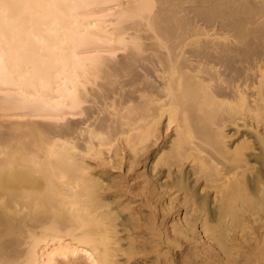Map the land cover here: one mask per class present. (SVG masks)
Here are the masks:
<instances>
[{
    "label": "bare ground",
    "instance_id": "6f19581e",
    "mask_svg": "<svg viewBox=\"0 0 264 264\" xmlns=\"http://www.w3.org/2000/svg\"><path fill=\"white\" fill-rule=\"evenodd\" d=\"M75 2L84 17L80 34L74 44L44 53L49 61L45 75L21 79L11 68L0 72V264H68V253H74L69 256L72 264H123V249L129 242L135 241L141 249L146 246L145 223L149 215L155 223L158 206L160 221L165 223L163 199L157 197L147 207L130 196L112 171L114 161L102 162L96 137L108 131L109 123L115 132L117 125L107 114L113 103L123 109L134 97L141 119L166 123L161 103L148 97L165 102V89L179 92L181 88L195 96L199 84L194 73L201 69L190 59L198 55L192 43L212 49L213 54L219 50L250 89L259 84L264 0ZM161 41L168 47L162 48ZM172 65L175 79L165 80L158 74ZM205 75H210L207 69ZM229 98L226 91L213 92L201 98L196 109L207 131L186 146L194 158L188 164V178L193 181L197 154L213 152V125L226 140L235 135L244 144L248 137L251 145L249 133L227 112L214 107ZM251 124L249 120V128ZM128 155L121 151V165L128 163ZM150 166L146 160L138 170L143 173ZM247 175L251 177L252 169ZM227 179L224 174L223 180ZM215 199L212 193L213 205ZM109 201L111 212L119 213L112 229L100 222L107 215L101 204ZM232 207V216L226 217L231 228L228 256L214 248L207 236L201 238V250L215 253L212 258H223L225 264H246L260 257L264 216L243 198L235 199ZM182 220V211L176 209L166 222L170 228ZM199 228L197 235L203 224ZM135 259L153 257L141 252Z\"/></svg>",
    "mask_w": 264,
    "mask_h": 264
},
{
    "label": "snow or ice",
    "instance_id": "6c2138e0",
    "mask_svg": "<svg viewBox=\"0 0 264 264\" xmlns=\"http://www.w3.org/2000/svg\"><path fill=\"white\" fill-rule=\"evenodd\" d=\"M161 47H168V44L161 41ZM192 47L198 55L190 59L201 69L194 73L199 84L195 96L184 93L181 88L179 92L165 89V102L148 97L161 103L167 113L166 123L158 119H141L134 97L123 109L113 103L108 106L107 114L116 123V130L113 132L112 124L109 123L108 131L96 137L102 162L110 159L114 161L112 171L130 196L134 195L147 207H151L157 197L164 202L165 223L160 221L158 206L155 223L151 215L145 223L146 246L141 249L135 241L129 242L123 249V264H225L223 258H212L215 253L201 250L202 236L213 239L214 248L226 257L230 252L228 241L231 239V228L226 217L230 218L233 214V201L238 198L248 200L264 216V61L260 62L259 84L252 90L244 84L229 59L221 56L219 50L213 54L212 49L205 50L195 42ZM174 67L172 65L165 73L158 74L165 80L169 77L175 79ZM206 69L210 75H205ZM238 79L241 81L239 85L236 83ZM225 91L230 98L221 99L214 107L227 112L238 122V127H243L249 133L251 145L246 142L248 137L244 144L237 141L235 135L226 140L213 125V152L211 156L206 152L197 154L196 167L193 169L196 177L193 181L188 178V164L194 158L188 154L186 146L194 144L197 137L203 138L207 131L204 121L196 115V109L201 104V98L206 99L213 92L221 95ZM140 98L146 99L143 93ZM249 120L252 121L251 128ZM122 150L130 153L125 158L128 163L124 165L120 164ZM146 160L151 166L141 173L138 169ZM222 168H226L227 172L222 173ZM249 169H252L251 177L247 175ZM224 174L228 175L227 181L223 180ZM212 193L216 197L214 205L210 200ZM101 209L107 213L100 218L102 226L112 229L119 213L111 212L110 201L102 202ZM176 209L182 211L183 220L169 228L167 218ZM194 223L198 225L196 229L192 228ZM199 224H203L201 235H197L200 232ZM141 252L153 259L136 260L135 257ZM71 255L74 253L65 256L68 264H72L69 259ZM227 264L232 262L228 261ZM246 264H264V245L260 247L259 259H249Z\"/></svg>",
    "mask_w": 264,
    "mask_h": 264
},
{
    "label": "clouds",
    "instance_id": "9594fccd",
    "mask_svg": "<svg viewBox=\"0 0 264 264\" xmlns=\"http://www.w3.org/2000/svg\"><path fill=\"white\" fill-rule=\"evenodd\" d=\"M75 0H4L0 3V72L24 79L49 70L44 53L76 42L82 27ZM43 83V80H41Z\"/></svg>",
    "mask_w": 264,
    "mask_h": 264
},
{
    "label": "rangeland",
    "instance_id": "374dc122",
    "mask_svg": "<svg viewBox=\"0 0 264 264\" xmlns=\"http://www.w3.org/2000/svg\"><path fill=\"white\" fill-rule=\"evenodd\" d=\"M5 123H6V122H5ZM7 124H8V126H9V122H8ZM7 124H6V125H7Z\"/></svg>",
    "mask_w": 264,
    "mask_h": 264
}]
</instances>
